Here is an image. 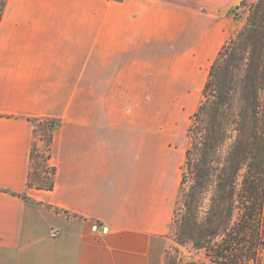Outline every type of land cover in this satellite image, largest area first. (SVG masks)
<instances>
[{"label": "crops", "instance_id": "0c3cea01", "mask_svg": "<svg viewBox=\"0 0 264 264\" xmlns=\"http://www.w3.org/2000/svg\"><path fill=\"white\" fill-rule=\"evenodd\" d=\"M240 2L6 0L0 264H162L188 147L138 103L162 62L211 65ZM36 119L58 123L51 190L28 184Z\"/></svg>", "mask_w": 264, "mask_h": 264}, {"label": "trees", "instance_id": "16d2710c", "mask_svg": "<svg viewBox=\"0 0 264 264\" xmlns=\"http://www.w3.org/2000/svg\"><path fill=\"white\" fill-rule=\"evenodd\" d=\"M210 66L188 129L183 191L174 211L178 255L166 264H261L264 248V0ZM242 0L241 3H247ZM6 0H0V21ZM47 125L51 149L56 120ZM36 132V129H35ZM35 144L31 155L34 160ZM50 159V158H49ZM35 187L51 190L56 168ZM32 169L29 174V186ZM180 247L198 259L180 257Z\"/></svg>", "mask_w": 264, "mask_h": 264}, {"label": "rangeland", "instance_id": "374dc122", "mask_svg": "<svg viewBox=\"0 0 264 264\" xmlns=\"http://www.w3.org/2000/svg\"><path fill=\"white\" fill-rule=\"evenodd\" d=\"M242 2V0H241ZM239 3L232 11L234 23L232 30L226 41L233 37L245 24L250 13L249 1L245 4ZM180 59V58H179ZM212 64V63H211ZM167 64L161 63L160 77L154 79L156 84L145 86V100L139 102V108L146 112V120L151 121L161 128L163 137H168L171 140V146L178 149L181 153L183 148L189 147L190 137L188 129L192 123V115L197 110L203 99V87L208 78L210 64L202 69L186 70L180 68L168 69ZM169 81L176 82L175 85L167 84ZM160 82V83H159ZM132 104V103H131ZM151 117V119H150ZM35 151L34 160L32 162L31 182L35 187L39 182L46 181L52 174L50 163V150L48 147V132L47 125H35ZM186 160V157H185ZM185 160L179 169V181L182 180ZM180 183V182H179ZM183 191L180 183L178 197L175 209L179 205V199ZM178 245L174 240L173 224L170 234L165 240L162 264H166V255H178L176 251ZM180 257L183 259H198L199 257L189 249L180 247Z\"/></svg>", "mask_w": 264, "mask_h": 264}]
</instances>
